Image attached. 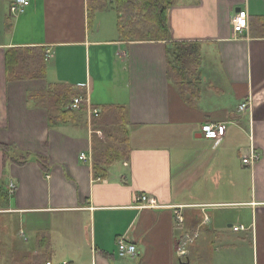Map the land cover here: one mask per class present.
<instances>
[{
	"label": "crops",
	"instance_id": "obj_1",
	"mask_svg": "<svg viewBox=\"0 0 264 264\" xmlns=\"http://www.w3.org/2000/svg\"><path fill=\"white\" fill-rule=\"evenodd\" d=\"M28 1L11 15L14 0H0V144L9 149L0 151V213L11 243L18 235L35 254L27 263L264 264V0H174L167 42L121 39L115 8L110 17L94 1ZM239 10L248 29L235 36ZM171 43L197 48L193 103L167 76ZM14 49L36 51L39 69L10 79ZM54 86L82 100L78 111L67 104L66 120L41 97ZM118 107L116 130L106 117ZM204 124L225 125V135L204 139ZM114 133L124 156L97 164ZM252 148L258 160L244 165ZM141 195L158 208H137ZM118 241L135 255L119 257ZM57 252L63 261L53 263Z\"/></svg>",
	"mask_w": 264,
	"mask_h": 264
},
{
	"label": "trees",
	"instance_id": "obj_2",
	"mask_svg": "<svg viewBox=\"0 0 264 264\" xmlns=\"http://www.w3.org/2000/svg\"><path fill=\"white\" fill-rule=\"evenodd\" d=\"M96 2L99 10L106 8L103 0H89ZM118 15V33L121 39L125 41H164L169 39L168 11L173 6L174 0H117ZM167 76L175 84L181 96L188 101H193L198 96V86L196 83L198 67V51L195 46L171 43L167 49ZM38 54L31 49H14L7 52L6 55V73L10 79H20L31 69H39ZM51 107L49 112L53 111L59 114L65 120L70 111L65 110L67 104L73 98L70 90H64L61 87H52L47 93L41 95ZM82 108V104L80 109ZM79 109V110H80ZM123 110L118 107L109 110L107 114L108 123L113 125V129L118 130L124 124L122 117ZM59 117V118H61ZM118 134V133H117ZM116 147L106 144L104 151L97 153L95 161L99 165H108L113 160H119L124 156L123 140L117 135L114 139ZM103 149V148H102ZM95 155H96V148ZM0 151L5 157H9L7 146L0 144ZM44 162L43 158H38ZM95 163V169L100 170ZM1 247V245H0ZM41 257H36L34 262L26 264H45L48 261L40 263Z\"/></svg>",
	"mask_w": 264,
	"mask_h": 264
},
{
	"label": "built area",
	"instance_id": "obj_3",
	"mask_svg": "<svg viewBox=\"0 0 264 264\" xmlns=\"http://www.w3.org/2000/svg\"><path fill=\"white\" fill-rule=\"evenodd\" d=\"M29 5L28 0H14V2L10 5L9 7V13L11 15H16L19 13H22L24 9ZM231 27H232V32L235 36L241 35L244 31L248 29V14L245 10H239L237 11L234 16L232 17L231 20ZM82 100L80 98H74L70 105L69 108L71 110L78 111L81 107ZM249 107V103H245L240 105L239 110L244 111L247 110ZM98 111H93V114H97ZM226 132V126L223 124H204L200 127V133L201 136L206 139V140H218L222 138L225 135ZM80 160H86L84 155H80ZM258 160V155L256 151L252 148L250 155L248 157H244L242 159V163L244 165L252 166L255 161ZM15 185L13 183H9L8 185V194L13 195L15 192ZM136 207L139 209H155L158 208V204L156 200L152 197H149L147 195H141L136 199ZM204 222L208 221V217L204 214L203 218ZM175 221L177 225H181L183 223V216L181 214V208L179 207L177 211L175 212ZM243 229L242 226L240 227H233L234 231H238ZM192 243L193 238L189 239L186 238V241L182 243V245L179 246L177 249V255L179 258L184 256L186 253L182 249V246L185 243ZM136 253L135 246L133 244H128L125 243L124 241H118L117 243V254L119 257H126V256H134ZM45 264H52L51 262H46ZM62 264H68V263H62Z\"/></svg>",
	"mask_w": 264,
	"mask_h": 264
},
{
	"label": "rangeland",
	"instance_id": "obj_4",
	"mask_svg": "<svg viewBox=\"0 0 264 264\" xmlns=\"http://www.w3.org/2000/svg\"><path fill=\"white\" fill-rule=\"evenodd\" d=\"M104 2V6L108 7L110 10L109 14L110 17H113V10L110 7L113 8H117L118 4H117V0H103ZM105 17V16H104ZM117 136V133H114ZM113 134V135H114ZM100 139V138H99ZM101 139H106L105 137H102ZM106 142L107 139L105 140ZM109 145L112 146V148L116 147V141H114V138H112L111 141H109V143H107ZM7 215L6 213H0V264H26L27 262L30 261V259L35 255L34 253H31L29 250V247L27 245H25V243L23 242V238L18 237L16 238V241L14 242V244L11 243V230L9 233V228L8 226L5 225V222L1 220H3V218H1V216H5ZM35 219V218H33ZM32 222V221H31ZM35 222V221H34ZM25 223V221H24ZM33 223V222H32ZM34 224V223H33ZM21 225L22 228L24 227L25 230V237L26 239H28L29 242V246L33 243L32 240H34L35 237H33V233H28V231L26 230L23 222L21 221ZM48 228V227H46ZM54 231H51V233ZM2 233V234H1ZM9 234V235H8ZM53 237L54 234L52 233ZM14 246V247H13ZM57 251H59L58 249H56ZM58 254H53V256L51 255V259L53 261V263H57V262H61L63 261L62 256H64V254L57 252ZM29 260V261H28Z\"/></svg>",
	"mask_w": 264,
	"mask_h": 264
}]
</instances>
